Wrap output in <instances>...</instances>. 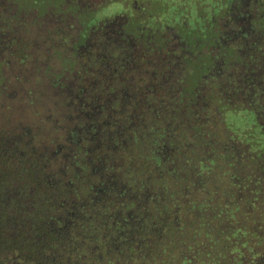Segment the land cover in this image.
Returning a JSON list of instances; mask_svg holds the SVG:
<instances>
[{"label":"trees","instance_id":"1","mask_svg":"<svg viewBox=\"0 0 264 264\" xmlns=\"http://www.w3.org/2000/svg\"><path fill=\"white\" fill-rule=\"evenodd\" d=\"M74 3L0 0V47L23 57L19 14L37 9L42 18L52 10L60 18L47 36L64 71H72V54L85 57L84 31L102 27L97 6L73 19ZM223 3L205 35L189 34L190 46L146 30L139 37L131 21L127 35L139 53L123 60L96 50L112 78H130L144 66L133 106L146 116L137 117L135 133L127 128L134 135L127 142L123 136L57 154L20 146L0 131V264H201L187 255L201 221L224 256L207 264H264V0ZM1 70L0 62V84ZM244 111L253 114L251 126L229 122L230 113ZM103 168L118 185L98 192L93 184L102 187ZM125 199L135 207L130 220Z\"/></svg>","mask_w":264,"mask_h":264},{"label":"flooded vegetation","instance_id":"2","mask_svg":"<svg viewBox=\"0 0 264 264\" xmlns=\"http://www.w3.org/2000/svg\"><path fill=\"white\" fill-rule=\"evenodd\" d=\"M68 1L75 2L74 4L79 7L77 10L78 12L71 14L72 18L75 20L79 19L78 13L81 14V12H84L83 9L85 7H92L91 5L97 6L93 9L100 10L96 18L102 27L98 29L92 27L93 30L88 32L84 31L83 35L85 38L87 37L86 42L88 44L81 45V47L83 46L82 48L84 49L83 52L86 58L79 54H72V71H64L63 68L60 71H54L50 78V83L56 88L58 95L62 94L65 95L64 99L68 98L67 106L69 110H66L63 114V118L61 119L62 123L60 125L56 124L60 127V135L58 137H50L51 140H49V142L47 140L48 136L45 135L47 137H41L42 141L37 145L32 142V132L28 128L24 130V133L20 134L18 131H15V128L11 129L8 122L6 127L5 125L0 127V131L5 133L6 137L10 140H16L20 146L25 145L29 148L44 151L51 149L57 154L63 149L69 151L75 148H88L95 145L98 141L103 144H110L112 138L120 139L123 136L125 138L124 142H127L134 137V135H132V138H129L128 135H126L128 134L127 128L134 129V133L139 130L138 128H140V126L136 125V121L141 123L142 118L144 119L146 114H144V116L140 115L143 114L142 110H135L133 102L140 98L139 85L143 82L141 71L144 67L143 64L138 66L135 76L132 74L130 78H112L110 70H107L109 72L106 70L104 71L105 68H109L108 61L101 63L100 56H97L104 53L105 57L108 56L111 58L110 54L117 52V55L114 57L127 60L128 57L132 58V51L133 53H139V50L135 49L136 45L134 41H129L130 37L127 35V28L130 27L129 24L132 23L131 21L137 22L132 28L138 34L140 33L139 37H143L146 30L149 31L150 34L153 32L155 35L160 34L162 38L166 39L167 44L172 46L183 45L186 47L190 46L186 45V41L188 42L190 39L189 34L196 31L197 34L205 35L207 24L210 20L214 19V17L220 16L221 7L224 4V0ZM165 2L168 6L167 12H164ZM16 9L15 7L13 12L16 11ZM88 10L89 9L85 11L84 17L85 20L90 21L92 15ZM37 13L38 10L34 9L35 17ZM26 14H32L31 10L21 11L19 15H21V17L23 16V19L18 21L20 25L25 26L24 29L27 27V23L24 20ZM48 18L55 26L59 23L58 19L60 17L54 16L52 10L45 13L44 17H39V20H46ZM79 28L74 32L78 37L83 26L81 29ZM46 29L49 30L48 27ZM155 35L149 36V38L155 37ZM185 36L188 37L185 38ZM90 37H92V41H90ZM181 37L183 38L180 39ZM126 44L129 48V53L127 52L128 48ZM150 47L156 48L154 51H157V46L151 45ZM138 48L140 49V46H138ZM141 49L140 51L143 52ZM12 50L13 48L5 47L3 49L0 47V62L3 69V66L9 64L11 59L15 61L19 59L22 62V60L27 57L25 50H22L24 56L18 58L12 53ZM96 50L97 55L95 54ZM93 65H96V67H93ZM152 65V67L155 68L158 66L155 63ZM3 69L1 70L2 76ZM67 72L71 73V78L67 79ZM106 73H108L107 77H105ZM56 76H58L57 82L54 81ZM4 79H6V77H3V80ZM112 80H115V88H110V85L113 84ZM1 85H4V82H1ZM97 88H99V91H96ZM151 108L154 109L150 110L151 114L155 116V112H159L158 105L153 104ZM137 117L141 118V120H137ZM228 119L235 127L242 125L243 127H246L245 125L251 126L254 123L253 114L247 111L232 112L229 114ZM19 128L21 129L22 126ZM102 139L104 140L102 141ZM202 170H204V168ZM101 171H104V173L101 172L99 176L104 181L98 185H102V187H97V185L93 184V188L98 192H107L117 187L118 184L115 182V178H109L105 173L106 168H103ZM126 175L128 181L131 177L128 171ZM122 182L126 181L123 180ZM128 193L131 194L130 191ZM138 194H140V192ZM139 202L140 201H138V204ZM123 203L126 205V209L123 211V215L126 216L125 220H130L133 218L135 212L133 200L130 199L126 202L125 199ZM180 219L182 223H186L187 221L186 217H181ZM214 239L217 238H214L212 232L208 230V223L204 221L199 222L197 229H194L193 242L188 244L187 255L194 261H200L201 264L223 260L224 256L217 252ZM236 248L237 247H234L233 251L236 250ZM244 252V250H241L239 253L241 255Z\"/></svg>","mask_w":264,"mask_h":264},{"label":"rangeland","instance_id":"3","mask_svg":"<svg viewBox=\"0 0 264 264\" xmlns=\"http://www.w3.org/2000/svg\"><path fill=\"white\" fill-rule=\"evenodd\" d=\"M167 7L165 2L164 12H167ZM24 20L27 23L26 30L21 26L19 33L27 42V46L22 49L27 57L22 62L11 59L2 68L6 79L2 81L4 85L0 84V127H6L8 122L10 128H15L20 134L28 128L32 132V142L38 145L42 141L41 137L48 136L49 142L50 137L60 135L61 130L57 125L62 123L63 114L69 110L68 98L58 95L50 83L53 72L62 70L65 65H62V55L56 54L55 48L51 46L54 42L47 36L46 28H54L50 19L39 20L33 11L32 14H26ZM64 56L70 57L69 52L65 51ZM68 65L67 68H72L70 62ZM67 74V79L71 78V73ZM54 81H58V76Z\"/></svg>","mask_w":264,"mask_h":264}]
</instances>
